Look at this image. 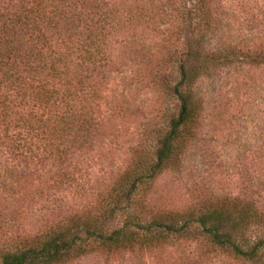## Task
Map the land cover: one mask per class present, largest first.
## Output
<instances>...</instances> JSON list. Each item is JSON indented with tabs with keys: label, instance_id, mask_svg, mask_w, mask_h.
I'll list each match as a JSON object with an SVG mask.
<instances>
[{
	"label": "trees",
	"instance_id": "obj_1",
	"mask_svg": "<svg viewBox=\"0 0 264 264\" xmlns=\"http://www.w3.org/2000/svg\"><path fill=\"white\" fill-rule=\"evenodd\" d=\"M141 1L0 0V142L13 158L47 162L58 178L74 183L119 69L107 47L143 20H167L170 37L163 46L172 39L176 48L161 52L160 63L164 55L176 63L179 77L170 89L180 103L169 128L154 144L139 147L130 166L83 209L34 234L6 236L0 264H72L96 252L151 250L175 239L201 241L203 256L220 252L241 264H264V211L253 202L223 198L155 211L136 200L179 165L197 136L200 79L224 67L264 65V39L248 38L252 26L241 16L257 9L263 17L264 0ZM256 30L264 32V17L257 18ZM33 172L19 175L21 181Z\"/></svg>",
	"mask_w": 264,
	"mask_h": 264
},
{
	"label": "rangeland",
	"instance_id": "obj_2",
	"mask_svg": "<svg viewBox=\"0 0 264 264\" xmlns=\"http://www.w3.org/2000/svg\"><path fill=\"white\" fill-rule=\"evenodd\" d=\"M117 1L132 6L136 0ZM257 12H241L251 23L247 37L253 42L264 39V32L256 30L257 18L264 16ZM166 21L143 20L132 35L124 33L107 47L119 69L112 72L103 100L107 104L101 107L98 129L87 154L79 158L82 171L72 185L68 178H58L49 163L15 159L0 142V246L12 232L34 234L83 209L130 166L139 147L154 144L157 133L169 128L180 103L170 89L179 77L176 63L166 55L160 63L161 52L176 48L172 39L163 46L170 37ZM125 53L133 57L127 59ZM196 91L203 105L197 136L179 165L158 176L146 196L139 192L136 200L158 211L237 198L264 211V65L213 70L200 79ZM32 170L31 178L21 181L19 175ZM10 171L18 177L8 176ZM169 242L151 250L96 252L72 264H241L220 252L200 255L207 250L201 251L196 243L201 241Z\"/></svg>",
	"mask_w": 264,
	"mask_h": 264
}]
</instances>
